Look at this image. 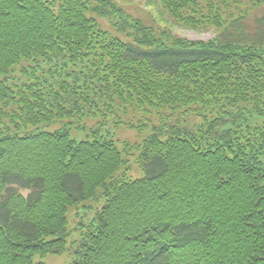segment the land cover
Listing matches in <instances>:
<instances>
[{"label": "trees", "instance_id": "obj_1", "mask_svg": "<svg viewBox=\"0 0 264 264\" xmlns=\"http://www.w3.org/2000/svg\"><path fill=\"white\" fill-rule=\"evenodd\" d=\"M158 2L215 37L114 0H0V264L64 253L71 207L70 264H264V124H246L264 116V38L241 31L264 0ZM115 118L151 132L120 146Z\"/></svg>", "mask_w": 264, "mask_h": 264}, {"label": "rangeland", "instance_id": "obj_2", "mask_svg": "<svg viewBox=\"0 0 264 264\" xmlns=\"http://www.w3.org/2000/svg\"><path fill=\"white\" fill-rule=\"evenodd\" d=\"M119 6H121L128 14L131 16L140 19L146 25H152L155 29H169L172 31L174 35L179 37L186 38L188 40L195 41H208L215 37V31L212 28H207L208 30H195L183 25L177 24L174 20L169 17L167 13L162 11V7L158 0H114ZM100 26L106 31L114 34L113 29L107 24L104 20H97ZM241 31L247 35L250 40L255 41L258 40L263 44L264 38V4H258L248 11L247 16L242 20ZM255 41V42H258ZM234 110V109H233ZM232 111V110H231ZM103 119L101 117L88 119L85 118L79 122V124H83L85 126L84 129L76 130L72 129V136L76 137L77 140L84 139L85 135H87L91 127L94 125L97 126L101 123ZM201 120V117L198 119ZM71 121L73 122V127H75L78 123L76 119H65L58 123H53L52 125L45 127L44 129L47 131H53L55 129H60L66 125L64 122ZM114 120L108 121L103 127V130H108L110 133H113L115 140L121 144L124 142H128L129 144H142L143 140L150 134V128H142L139 129V119L135 120L132 118H123V122L117 123ZM155 124V120H153ZM133 124V126H132ZM236 124L245 125L243 120L236 121ZM251 126H262L264 124V116L252 117L246 123ZM93 127V128H94ZM137 166V164H136ZM138 167V166H137ZM68 216V233L67 237V250L59 255H48L43 259H39L44 264H70L72 261L74 249L76 248V240L78 239L79 232L74 230L79 221L78 218H75V213L77 208L71 207L69 208ZM93 217V211H91L85 218V221H90Z\"/></svg>", "mask_w": 264, "mask_h": 264}]
</instances>
